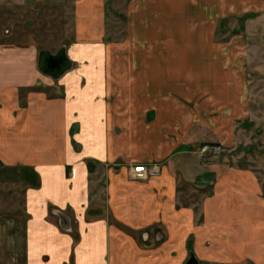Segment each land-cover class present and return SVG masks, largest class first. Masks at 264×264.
Listing matches in <instances>:
<instances>
[{
    "label": "crops",
    "instance_id": "crops-1",
    "mask_svg": "<svg viewBox=\"0 0 264 264\" xmlns=\"http://www.w3.org/2000/svg\"><path fill=\"white\" fill-rule=\"evenodd\" d=\"M105 4L74 0L58 95L29 89L52 84L38 48L0 46V180L26 187L24 264H264V179L226 165L249 112L243 43L218 37L264 0H130L113 41ZM207 144L227 154L200 158Z\"/></svg>",
    "mask_w": 264,
    "mask_h": 264
},
{
    "label": "rangeland",
    "instance_id": "rangeland-1",
    "mask_svg": "<svg viewBox=\"0 0 264 264\" xmlns=\"http://www.w3.org/2000/svg\"><path fill=\"white\" fill-rule=\"evenodd\" d=\"M129 2L130 0H106L108 29L103 41L124 38ZM74 9V0H0V46H34L38 48V57L41 51L56 54L62 48L68 53L69 44L75 41ZM219 29L221 32H218V37L221 40L230 41L234 36L241 38L250 90L248 119L241 124L242 142L238 149L228 155L229 161L227 160L226 165L254 168L263 181L264 16H254L243 21H225ZM69 58L71 60V57ZM50 80L51 85L43 80L44 82L38 81L29 89L49 90L50 94L58 95V81L51 78ZM225 152L224 149L222 153L227 154ZM243 154L245 155L242 156ZM1 167L0 163V169ZM208 191L210 192V189ZM25 192L24 184L11 185L0 180V264H24L25 229L28 219ZM202 198L201 192H191L187 189L182 202L187 206L197 205L199 210Z\"/></svg>",
    "mask_w": 264,
    "mask_h": 264
},
{
    "label": "water",
    "instance_id": "water-1",
    "mask_svg": "<svg viewBox=\"0 0 264 264\" xmlns=\"http://www.w3.org/2000/svg\"><path fill=\"white\" fill-rule=\"evenodd\" d=\"M73 67V62L70 60L66 53V49L62 48L58 54H51L48 51H41L38 57L39 71L54 80L60 79ZM185 264H200L194 253L190 254V257Z\"/></svg>",
    "mask_w": 264,
    "mask_h": 264
},
{
    "label": "built area",
    "instance_id": "built-area-1",
    "mask_svg": "<svg viewBox=\"0 0 264 264\" xmlns=\"http://www.w3.org/2000/svg\"><path fill=\"white\" fill-rule=\"evenodd\" d=\"M224 151V148L220 145H204L199 153L200 158H204L207 155H220ZM133 178L136 180H145L149 176H156L159 174V168L157 166L147 167L144 165H137L133 168Z\"/></svg>",
    "mask_w": 264,
    "mask_h": 264
},
{
    "label": "trees",
    "instance_id": "trees-1",
    "mask_svg": "<svg viewBox=\"0 0 264 264\" xmlns=\"http://www.w3.org/2000/svg\"><path fill=\"white\" fill-rule=\"evenodd\" d=\"M252 17H254V16H251V15L250 16H245V17L241 18L240 21H243L245 19L252 18Z\"/></svg>",
    "mask_w": 264,
    "mask_h": 264
},
{
    "label": "flooded vegetation",
    "instance_id": "flooded-vegetation-1",
    "mask_svg": "<svg viewBox=\"0 0 264 264\" xmlns=\"http://www.w3.org/2000/svg\"><path fill=\"white\" fill-rule=\"evenodd\" d=\"M56 54H58V53H56Z\"/></svg>",
    "mask_w": 264,
    "mask_h": 264
},
{
    "label": "bare ground",
    "instance_id": "bare-ground-1",
    "mask_svg": "<svg viewBox=\"0 0 264 264\" xmlns=\"http://www.w3.org/2000/svg\"><path fill=\"white\" fill-rule=\"evenodd\" d=\"M48 77V76H47Z\"/></svg>",
    "mask_w": 264,
    "mask_h": 264
}]
</instances>
